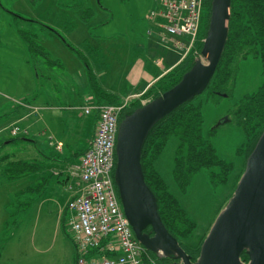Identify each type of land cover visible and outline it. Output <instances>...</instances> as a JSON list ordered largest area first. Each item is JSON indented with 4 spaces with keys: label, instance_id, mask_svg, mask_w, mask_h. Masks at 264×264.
<instances>
[{
    "label": "rangeland",
    "instance_id": "374dc122",
    "mask_svg": "<svg viewBox=\"0 0 264 264\" xmlns=\"http://www.w3.org/2000/svg\"><path fill=\"white\" fill-rule=\"evenodd\" d=\"M154 6V0H0V142L7 141L13 135L9 130L11 122L21 125L17 121V109L22 108V103L30 101V94L39 96L40 91L47 88V93L53 91L52 98L58 105L64 106L58 110L63 119V130L58 131L63 135L61 143H56V139L49 137L48 132L28 133L29 138L36 139L35 143L48 156L47 159L38 156L35 143L32 146L20 139L4 144L0 149V158L7 155L15 160H36L50 168L45 170H55V175L63 181L69 179L68 185H77V190L70 192L68 185L67 188L59 187L62 194L66 193V205L78 192L77 166L87 148L83 147L85 140L89 138L86 136L88 128L82 132L83 120L88 115L80 108L73 107L76 106L74 101L65 98L66 88L68 85L70 89L74 86L78 88L77 79L81 81L87 64H90L97 71V79L102 80L105 87L114 91L124 87L123 93L129 96H123L122 104L139 97L141 103L151 100V95H141L147 86L143 84L140 87L139 84L131 87L125 81L132 59L143 56L145 51L151 49L147 32L150 23L146 16ZM208 19L209 9L204 3L197 39L204 38ZM19 29L25 33L21 34ZM162 44L159 42L154 49L172 48L171 51L166 50V54L173 52L172 60L169 61L180 57L178 49ZM154 55L151 54L150 59L153 63ZM144 56L147 58V55ZM167 62L165 59V64ZM148 65L155 75L162 71L151 63ZM36 69L41 75L39 78H36ZM102 69L103 78L100 76ZM238 70L231 96L206 101L202 105L204 129L210 126L216 128L211 141L219 158L233 164L227 182L213 185L208 171L202 169L192 177L187 190L180 192L171 177L175 149L172 140L155 161L170 191L196 221L197 226L189 238V243L194 247L200 245L198 237L204 236V240L208 234L245 169L244 157L239 151L245 136L232 119L231 108L240 96L260 83L259 60L251 57L244 59ZM71 81L73 83H69ZM207 98L206 93L199 94L196 101ZM92 102L94 100L87 98L83 106ZM50 141L55 145H51ZM52 163L55 165L52 166ZM45 170L41 169V172ZM36 174L39 175V172ZM19 179L12 181L0 176V264H76L77 253L69 225V209L59 205L60 200L44 193V190L41 193L43 197L55 200L41 203L39 197H33L29 191H22L29 183L35 188H39L38 184L31 183L29 176ZM156 257L163 258L158 254Z\"/></svg>",
    "mask_w": 264,
    "mask_h": 264
},
{
    "label": "trees",
    "instance_id": "16d2710c",
    "mask_svg": "<svg viewBox=\"0 0 264 264\" xmlns=\"http://www.w3.org/2000/svg\"><path fill=\"white\" fill-rule=\"evenodd\" d=\"M204 3L208 5L210 16L211 0H204ZM230 11L228 35L220 60L207 87L200 93H206L207 100H205L206 98L204 101L199 99L200 101L197 102L198 95H196L193 99L172 110L149 130L142 147L141 164L144 178L157 198L158 212L161 219L168 231L177 238L192 260H196L199 256L200 245L204 236L197 238L198 241L201 240L200 245L194 247L189 243V238H191L197 226L196 221L183 208L173 191H170L169 184L156 168L155 161L167 143L172 140L175 149L171 177L180 192L187 190L192 177L202 169L208 171L213 185L227 182L233 164L219 158L211 141V136L216 128L210 126L204 129L202 105L206 101H217L216 98L233 94L239 64L249 57L259 60L261 81L255 89L240 96L231 108L232 119L235 120L236 125L241 128L245 136V142L242 143L239 149L244 157V167L247 157L264 130V0H231ZM27 20L36 21L34 19ZM207 29L208 24L203 35L204 38ZM51 30L55 33L53 29ZM19 32L21 34L25 33L20 29ZM203 39H197L194 48L179 63L161 75L141 95L143 97L151 95V99H153L177 83L183 73L198 58L203 46ZM36 72V78H39L41 75H39L37 69ZM84 74L88 80V88L97 98L93 103H109L122 106L119 121L142 105L141 97L122 104L124 103L122 97L102 88V84H100L90 64H87ZM96 113V111L91 113L95 115L93 127L95 124L97 125L98 114ZM28 135V133L11 135L7 138V141L0 142V149L4 144L15 142L17 139L32 145L36 139H31ZM59 135H61L60 132ZM34 145L38 156L41 159H47L48 156L44 155V151L36 143ZM42 168L43 165L36 160H15L10 159L7 155L0 158V176L12 181ZM37 190L38 188H28V191L32 194L36 193ZM149 230L150 227L145 229V231ZM147 251L154 258L153 264L175 263V259L172 257L160 259L156 257V253L149 249ZM241 259L248 260L244 252L241 254Z\"/></svg>",
    "mask_w": 264,
    "mask_h": 264
},
{
    "label": "water",
    "instance_id": "95a60500",
    "mask_svg": "<svg viewBox=\"0 0 264 264\" xmlns=\"http://www.w3.org/2000/svg\"><path fill=\"white\" fill-rule=\"evenodd\" d=\"M231 0H211L200 56L180 80L119 121L114 182L135 237L161 259L174 264H264V130L246 159L243 174L192 260L164 225L157 198L145 181L142 147L149 130L207 87L228 35ZM150 227L149 231H145ZM245 253L247 261L241 259Z\"/></svg>",
    "mask_w": 264,
    "mask_h": 264
},
{
    "label": "built area",
    "instance_id": "2783aa9c",
    "mask_svg": "<svg viewBox=\"0 0 264 264\" xmlns=\"http://www.w3.org/2000/svg\"><path fill=\"white\" fill-rule=\"evenodd\" d=\"M154 1L146 16L148 35L178 49L183 59L196 43L203 0ZM80 108L86 115L96 111L98 120L77 166L78 192L67 203L76 264H153L154 258L135 237L113 177L122 106L92 102ZM19 132L12 127L13 135Z\"/></svg>",
    "mask_w": 264,
    "mask_h": 264
},
{
    "label": "crops",
    "instance_id": "0c3cea01",
    "mask_svg": "<svg viewBox=\"0 0 264 264\" xmlns=\"http://www.w3.org/2000/svg\"><path fill=\"white\" fill-rule=\"evenodd\" d=\"M148 40L150 41V45H151V49L148 51L144 52V55H147V58L143 55V56H138L134 57L131 61L132 66L130 68V71L127 75V79H126V83L127 86H137L139 84L140 87L144 84V86L149 87L151 84H153L161 75H163L165 72H167L170 68H172L173 66H175L177 63H179L182 59H181V55L180 57H178L177 60H173V61H169L172 60V54L173 52H169L168 54L166 50H170L172 48L169 47H164V50H162L163 48H158V49H154L155 45H157L160 41H158L155 38L152 37H148ZM161 44V43H160ZM163 45V44H162ZM168 48V49H167ZM171 51V50H170ZM179 53V52H178ZM151 54H155V61L154 63L152 62L151 59ZM175 55V54H174ZM165 59L168 61L167 64H165ZM149 63H151L152 65L159 67L162 71L160 73H158L157 75H155L153 72H151L149 70ZM60 65V64H59ZM97 70V69H96ZM95 74H97V71H95ZM104 75V71L103 69L100 70V76H102L103 78ZM100 84H102V88L109 91V92H113L118 94L120 97L123 98V96H129L128 93L124 94L123 90L124 87H120L118 89V91H114L111 88L105 87L103 85V81H99ZM69 83H73V81L69 82ZM77 86L72 87L71 89L69 88V85L66 88L65 91V98L69 101H74V105L76 109H79L81 106H83L84 100H87V98L92 99L95 101V99H97L94 95V93L88 88V80L87 77L85 76V74H83V77L80 79H77ZM82 89V93H86V95H83L82 93H80V90ZM122 89V90H121ZM47 91H49L47 88L44 89L43 91L41 90L39 93V96H35V94H30L29 98L30 101L29 102H24L22 103V108L17 109L19 116L17 117V121L21 123L20 124H16V122H11V124L9 125V130L12 129V127L17 126L19 127L20 131L22 133H34V134H41V133H45L48 132L49 133V137L55 138L56 139V143H61L60 139H62L61 137L63 135H61L59 137V132L58 131H62L63 127H62V115L60 113V111L58 110H62L61 108H63L64 106L60 107L58 105V102L52 98V93L49 92L47 93ZM125 96V97H126ZM82 98V101H79L80 98ZM41 101L40 103L38 101ZM22 100H20L21 102ZM72 107V108H73ZM74 109V108H73ZM75 109V110H76ZM81 109V108H80ZM74 115V114H73ZM95 115H91L89 114L88 117L86 119H84L83 123H82V132H84L87 128L89 133H85L86 136L89 138H87L85 140V144H84V148L88 147L92 137L94 136L95 130L93 127V123H95V119H94ZM73 122V121H72ZM84 123L86 126H84ZM72 125V123H71ZM8 127V126H7ZM75 127V126H74ZM73 127V128H74ZM77 129V127H76ZM10 134V132H9ZM51 145H53L54 143L52 141H50ZM55 145V144H54ZM61 146V145H60ZM53 164V163H52ZM55 164H53L52 166H54ZM49 167L44 166L42 169H48ZM50 169V168H49ZM37 172H39V175L36 174ZM34 175V177H33ZM30 177V182H36L39 186L38 190L36 193H34L33 197L36 198H40L41 203H48L49 200H60L58 203L61 206H65L67 208V205L65 203V197H66V193H61L59 190V187H66L68 185L69 179L67 180H62V178L57 177V175H55V170H45L44 173L41 172V169L38 171H34L29 175H26ZM38 177V178H37ZM23 178V177H22ZM22 178H20L19 180H21ZM39 182H41V184H39ZM68 187L70 190H77V185L72 184L71 186L68 185ZM28 188H34L35 187L32 186V184H28L26 187L23 188L22 191H28ZM45 191L44 193H49L51 196L53 195L54 197H56L55 199H51V198H47L46 196H42L41 193L42 191ZM75 190V191H76ZM71 192V191H70ZM74 196V195H73ZM72 196V197H73ZM71 197V198H72ZM35 199V198H34ZM55 202V201H53ZM77 255V254H76Z\"/></svg>",
    "mask_w": 264,
    "mask_h": 264
}]
</instances>
